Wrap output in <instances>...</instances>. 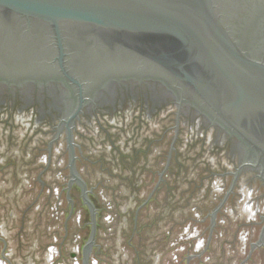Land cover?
Here are the masks:
<instances>
[{"label":"water","instance_id":"water-1","mask_svg":"<svg viewBox=\"0 0 264 264\" xmlns=\"http://www.w3.org/2000/svg\"><path fill=\"white\" fill-rule=\"evenodd\" d=\"M0 264H264V0H0Z\"/></svg>","mask_w":264,"mask_h":264}]
</instances>
